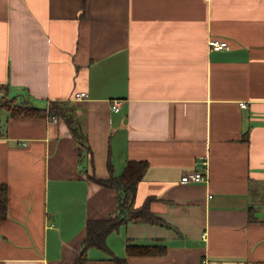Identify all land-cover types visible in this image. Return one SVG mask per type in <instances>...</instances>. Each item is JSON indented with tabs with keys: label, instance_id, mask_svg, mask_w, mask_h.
<instances>
[{
	"label": "crops",
	"instance_id": "0c3cea01",
	"mask_svg": "<svg viewBox=\"0 0 264 264\" xmlns=\"http://www.w3.org/2000/svg\"><path fill=\"white\" fill-rule=\"evenodd\" d=\"M14 96L68 101L81 138L12 116ZM131 161L163 223L125 222L81 264H264V0H0V264H75L118 210L99 180Z\"/></svg>",
	"mask_w": 264,
	"mask_h": 264
},
{
	"label": "trees",
	"instance_id": "16d2710c",
	"mask_svg": "<svg viewBox=\"0 0 264 264\" xmlns=\"http://www.w3.org/2000/svg\"><path fill=\"white\" fill-rule=\"evenodd\" d=\"M5 106L10 110L12 116H39L52 115L65 117L72 126L73 132L76 136L81 138L77 118L72 106L65 100H54L49 103V106H37L28 100H18L16 96L8 98L5 101ZM145 166L143 163L131 161L122 174L115 176L111 175L107 179H100L102 184L117 189L119 193L118 210L114 217L109 219H95L89 220L87 224V235L83 240V250L81 256L77 259L75 264H81L84 260V253L90 246H98L107 248L106 238L112 231L119 228V226L128 221H148L152 223H163L157 218L145 204L141 207L135 206V194L137 184L144 173ZM8 213V187L5 183H0V219L7 217ZM157 249V248H156ZM155 248L150 246L129 245L128 251H145L156 252ZM118 260V259H117ZM119 264L124 261L118 260Z\"/></svg>",
	"mask_w": 264,
	"mask_h": 264
},
{
	"label": "built area",
	"instance_id": "2783aa9c",
	"mask_svg": "<svg viewBox=\"0 0 264 264\" xmlns=\"http://www.w3.org/2000/svg\"><path fill=\"white\" fill-rule=\"evenodd\" d=\"M228 43L227 41L224 40H216V39H211L209 40V46L213 50H220L225 47H227ZM88 94L85 91L77 93V98H84ZM247 103H242V106L245 107ZM116 109H118V104H116ZM52 119L56 118V115L51 116ZM206 178V174L200 171H194V172H189L186 173L182 176L183 181H193V182H201L204 181Z\"/></svg>",
	"mask_w": 264,
	"mask_h": 264
}]
</instances>
